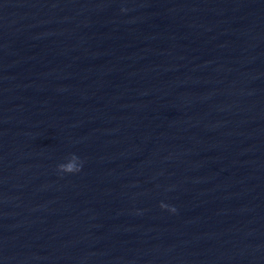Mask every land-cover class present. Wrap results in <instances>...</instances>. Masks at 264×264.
I'll return each instance as SVG.
<instances>
[{
  "label": "water",
  "instance_id": "water-1",
  "mask_svg": "<svg viewBox=\"0 0 264 264\" xmlns=\"http://www.w3.org/2000/svg\"><path fill=\"white\" fill-rule=\"evenodd\" d=\"M0 264H264V0H0Z\"/></svg>",
  "mask_w": 264,
  "mask_h": 264
},
{
  "label": "clouds",
  "instance_id": "clouds-1",
  "mask_svg": "<svg viewBox=\"0 0 264 264\" xmlns=\"http://www.w3.org/2000/svg\"><path fill=\"white\" fill-rule=\"evenodd\" d=\"M123 10L124 9H122V11ZM73 160H79L80 161V159L75 154H73L70 157L68 163H66V164H60V165L57 166L58 171L59 172H62V173H69V174L70 173H77V172H79L81 170L82 162L80 161L79 164H74V163H72ZM160 207L161 208H168V210L169 211H172V212L175 211L174 208H172V207H170L168 205H165L163 203L160 205Z\"/></svg>",
  "mask_w": 264,
  "mask_h": 264
}]
</instances>
